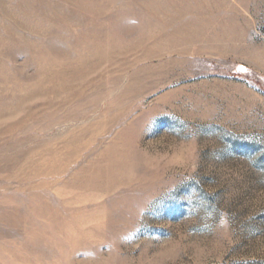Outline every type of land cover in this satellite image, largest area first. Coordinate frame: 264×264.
Instances as JSON below:
<instances>
[{
    "label": "rangeland",
    "instance_id": "obj_1",
    "mask_svg": "<svg viewBox=\"0 0 264 264\" xmlns=\"http://www.w3.org/2000/svg\"><path fill=\"white\" fill-rule=\"evenodd\" d=\"M0 264H264V0H0Z\"/></svg>",
    "mask_w": 264,
    "mask_h": 264
},
{
    "label": "snow or ice",
    "instance_id": "obj_2",
    "mask_svg": "<svg viewBox=\"0 0 264 264\" xmlns=\"http://www.w3.org/2000/svg\"><path fill=\"white\" fill-rule=\"evenodd\" d=\"M242 71H244L245 69H241Z\"/></svg>",
    "mask_w": 264,
    "mask_h": 264
}]
</instances>
